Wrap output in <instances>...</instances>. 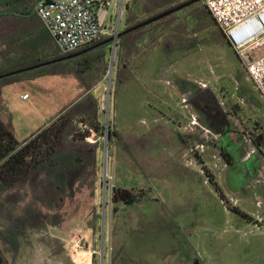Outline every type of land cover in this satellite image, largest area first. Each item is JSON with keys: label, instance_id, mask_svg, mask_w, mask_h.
Segmentation results:
<instances>
[{"label": "trees", "instance_id": "16d2710c", "mask_svg": "<svg viewBox=\"0 0 264 264\" xmlns=\"http://www.w3.org/2000/svg\"><path fill=\"white\" fill-rule=\"evenodd\" d=\"M40 1L0 0V76H3L0 78V264H14L28 235L48 233L50 228L62 229L84 207L91 210L89 229L100 235L103 215L96 200L102 186L99 168L102 138L107 140L110 151L114 149L116 155L125 156L137 178H174L181 182L189 176L203 178L204 183L208 180L216 188L218 184L214 175L203 167L204 174L168 156L169 148H189L191 136L184 135L173 124L158 120L144 131H129L120 126L124 118L130 117L124 88L149 68L154 54L175 61L201 44L233 48L205 1L118 40L112 85L115 120L109 118L108 125L102 122L104 111L93 89L108 74L112 44L58 60L99 45L111 36L64 53L36 12ZM187 1L190 0H128L124 3L123 29H131ZM45 63L49 64L16 74ZM47 75H71L84 88V93L47 125L20 142L9 110L7 119L3 89ZM263 140L260 135L251 141L260 146ZM148 197L135 189L115 186L111 194L113 212ZM119 234L122 229L115 226L114 246ZM44 240L53 256L65 253L62 239L48 236ZM3 245L8 247L12 259L7 257ZM99 262L94 249L93 264ZM193 264L204 263L195 259Z\"/></svg>", "mask_w": 264, "mask_h": 264}, {"label": "rangeland", "instance_id": "374dc122", "mask_svg": "<svg viewBox=\"0 0 264 264\" xmlns=\"http://www.w3.org/2000/svg\"><path fill=\"white\" fill-rule=\"evenodd\" d=\"M124 20L123 14L121 31ZM105 37L108 36L101 39ZM111 44L109 71L116 61L114 43ZM260 49L263 50V47L247 51L256 55L260 54ZM163 56L154 54L149 68L124 88L129 115H137L140 122L134 124L129 117L124 118L120 126L127 127L129 131H144L159 120L179 129L180 122L183 127L179 130L184 135L192 136L188 139L191 143L187 149L180 146L169 148L168 156L202 174L203 167L214 175L217 188L207 179L204 183L203 178L198 177L192 179L187 176L181 182L174 178H137L123 154L116 155V151H110L109 146L106 151L107 140L102 138L99 150L102 186L96 204L102 215L106 207L104 257L111 249L109 232L107 234L109 213L113 210L111 194L113 187L118 186L135 189L138 193L148 194L155 201H163L161 212L177 219L180 232L177 245L186 247V257L191 256L192 263L199 259L207 264H264V140L260 146L251 141L260 135L264 137V98L249 77L245 63L231 47L201 44L195 51L175 61ZM109 71L96 92L103 105L104 125H107L105 110L109 98V118L115 120V110L112 108L114 69L111 88ZM63 77H71L77 82L71 75ZM58 84L55 91L53 87L52 91H47L30 85L3 89L7 119L9 110L18 131V141L29 138L68 104L73 93L63 92L67 88L64 82ZM25 93L31 96L30 100L21 96ZM105 169L108 174L107 186L104 185ZM90 214V208L84 207L73 215L76 217L75 223L83 230L89 228L91 219H87V215ZM64 232L50 228L48 233L28 235L14 264H76L79 253L76 250L70 252L72 247L67 245L71 236L67 241L62 239L66 251L61 256H53L45 244L44 239L48 236L61 239ZM101 235L102 232L94 235L93 246L100 264ZM85 243L86 239L80 242L83 249ZM2 247L7 257L12 259L8 247ZM184 258L180 264H184ZM153 260L158 261V258L154 256ZM173 261L179 264L175 255Z\"/></svg>", "mask_w": 264, "mask_h": 264}, {"label": "built area", "instance_id": "2783aa9c", "mask_svg": "<svg viewBox=\"0 0 264 264\" xmlns=\"http://www.w3.org/2000/svg\"><path fill=\"white\" fill-rule=\"evenodd\" d=\"M124 3L125 0H42L36 12L61 51L70 53L103 36L117 37ZM205 4L264 98V0H205ZM260 47V54L247 51ZM29 97L23 96L26 100ZM90 141L94 142L93 138ZM81 241L78 236L77 245Z\"/></svg>", "mask_w": 264, "mask_h": 264}, {"label": "crops", "instance_id": "0c3cea01", "mask_svg": "<svg viewBox=\"0 0 264 264\" xmlns=\"http://www.w3.org/2000/svg\"><path fill=\"white\" fill-rule=\"evenodd\" d=\"M63 76L67 75L41 76L32 80H24L10 86H13V88H17L19 86L26 87V85L39 86L40 88H43L47 91H52L51 87H53V91H55V85L60 82H64L65 87L67 88L64 89L63 92L68 93V91H71L73 93L72 96H70L71 98L68 104L64 106L63 109H65L68 105L78 100L83 95L84 88L79 83L78 85L77 82L71 77L69 78ZM101 85L102 84H99L93 89V93L98 98L99 96L96 94V92L98 88L101 87ZM74 92L76 93L74 94ZM25 94L21 96H24ZM58 95L60 97V90L58 91ZM30 99L31 96L27 100ZM101 106L103 109L102 104ZM62 110H60L59 113ZM136 116L137 115H132L129 118L130 120H133L132 123L134 124L140 122V119L136 118ZM52 118H54V116H52ZM52 118H50V120ZM48 123L49 122H46L45 125ZM178 127L180 130L183 127L180 122ZM14 128L17 135L18 131L16 126H14ZM162 204V200L159 202L148 197L141 199V201L135 205L127 207L123 206L121 211L118 213H114L111 209L112 211H110L108 218L109 222L107 223V234L109 232L108 239L109 245L111 244V249L107 250L106 256L104 257L106 259V264H174V255L176 256V260L179 261V264L184 257V264H193L191 256L186 257V247H180L177 245L178 235H180V232L178 231L179 223L177 222V219L171 218L162 213V207H160ZM137 209H139V211H137ZM87 219H91V214L90 216L87 215ZM75 222V216L66 222L62 228V230H65V232L61 239L67 241L68 237L71 236V239L67 241L68 247H72L70 252L73 253V251L76 250L80 254L82 251L80 256L81 260H78V262L75 261L76 264H92V258L94 254L93 246L95 245L93 230L87 227H85V230H83V228L77 225ZM115 226L116 228L122 229V234H119L117 238L116 246H114ZM82 231L83 233H81ZM78 236H81L82 240L86 239L84 249L80 245H77ZM79 249L83 250L80 251ZM154 256L158 258V261L153 260ZM201 261L204 264H207L205 261Z\"/></svg>", "mask_w": 264, "mask_h": 264}, {"label": "water", "instance_id": "95a60500", "mask_svg": "<svg viewBox=\"0 0 264 264\" xmlns=\"http://www.w3.org/2000/svg\"><path fill=\"white\" fill-rule=\"evenodd\" d=\"M201 1H205V0H190V1H187V2H185L183 4H181V5L175 7L173 9H171V10H169V11L161 14V15H158V16L152 18V19H149V20H147V21H145V22H143V23H141V24H139V25H137V26H135V27H133L131 29H128V30H124L123 29L118 34L117 37H112L109 40H107V41H105V42H103V43H101L99 45H96L94 47H90V48H88V49H86L84 51H81L79 53L70 55V56L65 57L63 59H59L58 61H61V60H64V59H70V58H73V57H77V56H79L81 54H84V53H87V52H89V51H91V50H93V49H95L98 46L103 45V44H109V43H115V44H117L118 40L123 35H126L129 32H133L135 30H138V29H140L142 27H146L148 25H151V24H153V23H155V22H157V21H159V20H161V19H163V18H165L167 16H170V15L176 13V12L182 11L183 9L191 6L192 4H195V3H198V2H201ZM115 55H116V53H115ZM114 58H115V56H114ZM248 58H249V61H251L250 56ZM53 62H57V61H53ZM112 62H113V60H112ZM48 64L49 63H45V64H42V65H37L35 67H31V68L26 69V70L18 71V72H16V74L22 73L23 71L34 70V69H37L39 67H42V66H45V65H48ZM113 69H114V64L112 63L111 64V67H110V71H109V74H110V78H109V88H111V84H112ZM13 74H15V73H13ZM2 77L3 76H0V78H2ZM105 111L107 113V125H108V122H109V112H110V98L108 99L107 109ZM105 145H106V151H107L108 150V142L107 141H106V144ZM107 161H108V154L106 153L105 154V165L106 166H107ZM107 175H108L107 174V169H105V173H104V185L105 186H107V184H106L107 183ZM105 212H106V207L104 206L103 220H102V226H101L102 227V235H101V237H102V248H101L102 257H101V264H104V252H105V239H106V215H105Z\"/></svg>", "mask_w": 264, "mask_h": 264}, {"label": "bare ground", "instance_id": "6f19581e", "mask_svg": "<svg viewBox=\"0 0 264 264\" xmlns=\"http://www.w3.org/2000/svg\"><path fill=\"white\" fill-rule=\"evenodd\" d=\"M80 256H81V253L78 254L77 260H81V259H80Z\"/></svg>", "mask_w": 264, "mask_h": 264}]
</instances>
